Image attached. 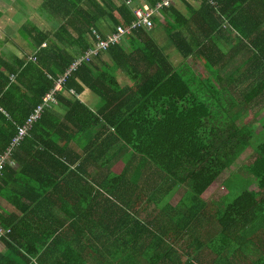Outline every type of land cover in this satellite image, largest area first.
<instances>
[{"label":"trees","instance_id":"16d2710c","mask_svg":"<svg viewBox=\"0 0 264 264\" xmlns=\"http://www.w3.org/2000/svg\"><path fill=\"white\" fill-rule=\"evenodd\" d=\"M42 1L56 29L26 24L21 33L34 53L11 58L0 53V156L79 57L118 27L131 28L139 0ZM141 1L156 9L167 0ZM198 1L194 8L186 0H170L155 12L152 29H130L120 43L71 72L54 104H47L11 151L0 191L7 190L3 195L15 212L0 215V226L10 229L2 239L0 264H264V224L251 240L243 238L264 214V172L254 189H240L232 176L225 178L221 184L228 189L219 202L224 210L202 198L219 187L238 155L246 150L264 155V124H243L251 115L260 119L257 97L264 96V20L250 16L261 12L253 7L262 0ZM161 11L183 58L194 54L193 43L212 69L223 60L225 70L239 61V70L248 67L245 85L241 80L202 98L186 85L151 38ZM225 27L239 35L244 50L233 54L219 46ZM147 61L149 67L139 72ZM120 70L136 89L119 83ZM85 89L98 97L96 110L78 99ZM228 89L235 94H224ZM56 104L62 115L52 109ZM246 110L253 114L239 125L238 111ZM139 114L152 123L148 131L136 128L143 121ZM130 121L141 122L134 127ZM171 138L190 147L188 163L169 156ZM121 160L124 170L112 172ZM151 165L161 181L154 194L139 187ZM231 205L238 206L231 210ZM206 256L211 260L204 263Z\"/></svg>","mask_w":264,"mask_h":264},{"label":"crops","instance_id":"0c3cea01","mask_svg":"<svg viewBox=\"0 0 264 264\" xmlns=\"http://www.w3.org/2000/svg\"><path fill=\"white\" fill-rule=\"evenodd\" d=\"M23 2L25 5L30 7L22 8L19 12L17 10L18 14L14 16L16 12L15 6H18V2L14 0H0V53H5L6 57L8 58H11L12 55H21L24 52H26L27 54L34 53V51L32 50L33 48L31 47L29 42L24 39L21 33L22 28L26 24H33L37 26L39 29H42L43 31H47V32H52L54 29H56V27H54V24L52 22L53 19H51V17L47 13H44V11L41 8L43 2L42 0H23ZM186 2H188L194 8L200 7V1L198 0H186ZM257 5H259V7L254 6L253 8H257L261 12H259V14H250V16L254 18H258L259 20L260 19L264 20V0H262V2L261 1L258 2ZM178 6L180 7V5ZM135 7L142 8V7H146V5L141 0H139L137 4H135ZM181 8L184 12V16L186 18L190 17V14L185 11L186 8L183 7L182 3L180 9ZM156 20L158 26H156L155 29L151 31V38L153 40V43L156 45V47L161 52L163 57L167 60V62L172 66V69L183 75V80L198 78L196 79L197 85L199 86L198 91L204 92L205 96L209 97L210 96L209 94L213 90L218 89L221 92V90L223 89L225 90V88H228L229 85L233 86L234 83H239L241 79L240 78L241 73H243V76L246 77V79L250 78L244 72V70L248 69V67H244L241 71L239 70V66H240L239 61H236L235 63H233L232 61L231 66H229V68L227 67V69L225 70L223 68L225 60H223L222 62H220L218 66L213 67L212 69L211 66L207 63V61L200 58V56L197 54V46L192 42L191 43L193 45L194 54L190 55L187 58H183L170 41V35L172 30L165 25L166 21L170 19L164 16V14L161 11L160 13H158ZM54 21L56 24L57 20ZM17 27H18L17 29L18 36L16 37L13 34V30ZM184 35L185 37H187L189 41H191L186 32H184ZM218 37L219 38L217 40L219 42V46H221V48L225 52H233L234 54L239 50H244L242 48L243 45L240 44V37L235 31L229 30L227 29V27H225L223 28L221 34L218 35ZM15 40L20 42L17 43L20 46V49L17 51L11 50L10 48L15 45L16 43ZM157 53L158 51L155 53V55H157ZM143 54L148 55L145 51H143ZM149 60H154V57L153 56L150 57ZM148 63L149 61H147V63L139 64V72L146 71V69L149 67L147 66ZM162 66L165 67L164 64H162ZM155 71L156 68H151L152 73H155ZM186 80H184V83L186 85H190L189 81ZM118 81L122 86L131 89H136V85H137L136 82L132 81L130 77L126 75V73L122 70L118 71ZM228 91L230 92L229 93L224 92V94L232 93L230 89H228ZM64 95L68 98L73 99V96L70 93H65ZM259 95L257 98L258 100L261 101L258 104V107H256V109L260 111V116H264V96L261 99ZM78 99L91 110H96V107L98 106V101H99L98 97L88 89H85L83 93L78 96ZM52 109L54 110V112H58L60 115H62V110L57 107V104L54 105ZM138 116L143 117L141 119V121L142 120L143 121L142 122L140 121L141 122V123L139 122L140 125L136 126V128H138L141 131H148L149 128L152 126V123L149 122L147 118H144L145 117L144 115L139 114ZM129 123L134 127L135 125L139 124V123L133 124L131 121ZM174 141L177 142L174 143L176 145L180 144V146L184 148H190L184 141L183 143H181V141L178 139ZM71 148L78 149L74 142L71 143ZM169 148H171V146ZM75 151H79V149ZM125 160L128 161V158L125 157ZM188 160H190V158H184V164L187 163ZM238 165L239 163L237 162V166ZM124 167H125V163L123 160H121L114 165V167L112 168V172L116 174L118 173L120 174V172L124 170ZM150 167L147 168L146 175L142 177V179L140 180L139 187L140 189L142 188L143 190L145 189V191H147L148 194H154L153 192L158 191L160 189L161 181H160V177L155 172L156 167L154 165H151ZM229 172L233 173V170H229ZM222 178L225 179L224 176L220 177V180L217 184V186L219 187H217V189L223 187L221 183L226 181V179L221 180ZM179 189L177 190V194L180 191ZM3 194H7V190L0 191V215L7 216L9 214L14 213L15 209ZM256 231L258 232V230ZM22 237H23V232L22 234L17 236V240H22ZM4 251H5V245L3 244L2 241H0V252H4Z\"/></svg>","mask_w":264,"mask_h":264},{"label":"rangeland","instance_id":"374dc122","mask_svg":"<svg viewBox=\"0 0 264 264\" xmlns=\"http://www.w3.org/2000/svg\"><path fill=\"white\" fill-rule=\"evenodd\" d=\"M14 1H17L18 2V6H15V14L14 16H16L18 14V12L22 9V8H29L30 6H27L24 4L23 0H14ZM18 10V12H17ZM19 27V26H18ZM17 28H15L13 30V34L17 37L18 34H17ZM16 41V40H15ZM17 43H20L19 41H16L15 45L13 47H10L11 50H14V51H17L20 49V46L17 44ZM11 45V44H9ZM23 54V53H22ZM242 70V69H241ZM240 70V71H241ZM208 71V70H207ZM199 77V76H198ZM240 81L241 83L243 84V86L245 85L246 83V80L243 76V73L240 74ZM198 78H194V79H190V80H186V81H189L190 83V88L195 91L196 93H198L199 95H201V98L205 95L204 92L202 91H198V85H197V80ZM232 91V90H231ZM232 93H234L232 91ZM235 94V93H234ZM233 101V104L234 105H238L239 104V100L238 98L236 100H232ZM51 103L54 104V99L51 101ZM240 112L239 114V118H238V121L237 123L239 125H241V121H242V118L244 119L246 116H249L250 115V112L249 114H247V110L246 111H238ZM244 121V120H243ZM242 121V122H243ZM247 123H251L252 125H255V127H258V126H261L262 124H264V116H260V119L259 120H256V121H253V118H252V115L247 118L243 124H247ZM161 137L163 138L164 136L161 135ZM13 140V139H12ZM176 140V139H175ZM22 141V140H21ZM173 142V138H171V144L170 146H172L171 148L173 150H170L169 151V156H174V157H184V158H190L192 157V153L190 152V150H188L187 148H184L182 146L179 147V145H176L174 144ZM12 143V141H11ZM10 143V144H11ZM10 146V145H9ZM17 147V144L15 145ZM7 151V150H6ZM5 154V153H4ZM162 154L164 155H167V152H163ZM253 154V155H252ZM3 155V154H2ZM10 158H11V153H10V157H9V160L7 162H10ZM191 160L193 161V159L191 158ZM237 162L239 163L238 166H236L237 164H234L230 170H233V174L231 175V173H225L223 176L225 178L229 177V176H232L231 178L235 179L236 181V184L237 185H240V189H243L242 186H251L253 184V182L264 172V155L261 156L259 155L258 153L256 152H252L251 150H246L244 153H242L240 156L238 155L237 158H236ZM6 162V163H7ZM189 161H187L188 163ZM122 166V165H121ZM187 166H190V165H187ZM236 167V168H235ZM178 169V167L176 168ZM188 171V170H187ZM179 172V171H177ZM189 173H185V176H187ZM221 180H224V178H222ZM236 185V186H237ZM242 185V186H241ZM227 187L225 186V184L223 185V187H221L220 189H217L215 186L211 187L205 194L202 198H209L208 200V203L210 206H213L215 205V209H217V207L219 206L220 210H224V207L220 202V198H222L223 195H225L227 193ZM250 189H254L253 186L250 187ZM181 191V189H179ZM179 191V192H180ZM241 191V190H240ZM179 194V193H178ZM175 196L173 198V201L174 202H177L179 196ZM212 195V196H211ZM173 202V203H174ZM238 205L236 206H230V209L231 210H234L235 208H237ZM153 209V206L151 205L150 207V210ZM210 209H213V208H208L207 210H210ZM264 223V214H259L258 215V219L252 224L251 228L248 230V231H244L243 233V238L244 239H249L251 240V234H253L256 230H258L260 228V226ZM1 228H3L2 226H0ZM5 229V228H3ZM10 230V229H8ZM250 236V237H249ZM4 237L1 235L0 233V241H2ZM253 243H255L257 245V242L259 243V240H253L252 241ZM261 242V241H260ZM210 255V258H213V256L211 254ZM208 256H206L205 260H204V263L211 260Z\"/></svg>","mask_w":264,"mask_h":264},{"label":"built area","instance_id":"2783aa9c","mask_svg":"<svg viewBox=\"0 0 264 264\" xmlns=\"http://www.w3.org/2000/svg\"><path fill=\"white\" fill-rule=\"evenodd\" d=\"M212 2L211 0H209ZM170 3V0L164 1L162 4H158L156 6V9H149V8H144V9H137L134 11V17L136 21L132 24L131 28H123V27H118L117 28V33H114L110 35L106 40L101 41L99 45L96 47V49L89 50L86 52L82 57H79L78 60H76L75 63L72 64V66L64 73V76L59 77V79L55 83V87L52 91V94L47 95V97L44 99L43 105L39 106L34 113H32L29 118L26 121V124L22 127L18 128V133L16 137L12 140V143L8 147L7 151L5 154L0 156V175L2 173V170L6 164V162L9 160L10 153L11 151L16 147L15 145L19 144L21 140L27 135L29 129L32 127V124L37 121L41 113L43 112L44 108H46L49 104H51V101L54 99V94L61 90L62 86L66 82V78L76 70L77 68L81 67L84 63H90L91 60L93 59L94 56L98 54L99 50H106L110 46L116 45L120 43L121 38L123 35L129 32L130 29H135L137 27H143L147 30L152 29L153 27V21L152 17L154 16L155 12L160 9L162 6H168ZM55 102V99H54ZM0 233L3 237H5L8 233H10V230H5L0 227Z\"/></svg>","mask_w":264,"mask_h":264},{"label":"clouds","instance_id":"9594fccd","mask_svg":"<svg viewBox=\"0 0 264 264\" xmlns=\"http://www.w3.org/2000/svg\"><path fill=\"white\" fill-rule=\"evenodd\" d=\"M144 8H149V7L146 6V7L137 8V9H144ZM137 9H134V11L137 10ZM149 9H150V8H149ZM17 131H18V128H17Z\"/></svg>","mask_w":264,"mask_h":264}]
</instances>
